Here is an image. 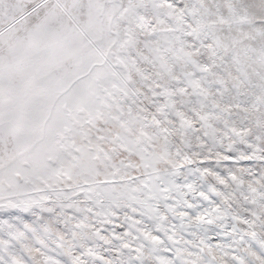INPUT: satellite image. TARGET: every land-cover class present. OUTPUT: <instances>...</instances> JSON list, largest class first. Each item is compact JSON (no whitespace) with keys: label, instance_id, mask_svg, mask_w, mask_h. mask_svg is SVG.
<instances>
[{"label":"snow or ice","instance_id":"obj_1","mask_svg":"<svg viewBox=\"0 0 264 264\" xmlns=\"http://www.w3.org/2000/svg\"><path fill=\"white\" fill-rule=\"evenodd\" d=\"M0 264H264V0H0Z\"/></svg>","mask_w":264,"mask_h":264}]
</instances>
